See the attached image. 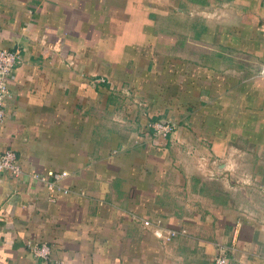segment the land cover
Returning a JSON list of instances; mask_svg holds the SVG:
<instances>
[{
  "label": "crops",
  "instance_id": "0c3cea01",
  "mask_svg": "<svg viewBox=\"0 0 264 264\" xmlns=\"http://www.w3.org/2000/svg\"><path fill=\"white\" fill-rule=\"evenodd\" d=\"M166 1L0 0V48L22 59L0 125L22 165L0 179V264H213L221 248L264 264V0ZM222 5L224 22L189 15ZM202 155L241 171L211 177ZM52 169L70 186L54 200L32 177ZM145 219L180 232L164 242Z\"/></svg>",
  "mask_w": 264,
  "mask_h": 264
},
{
  "label": "built area",
  "instance_id": "2783aa9c",
  "mask_svg": "<svg viewBox=\"0 0 264 264\" xmlns=\"http://www.w3.org/2000/svg\"><path fill=\"white\" fill-rule=\"evenodd\" d=\"M20 54L13 49L0 48V125L6 120V101L9 97V82L10 79L15 78V69L21 62ZM260 73L264 74V65L260 68ZM105 79H101L103 81ZM153 128L156 136L159 139H166L176 131V122L172 119L157 120L153 123ZM206 165H211L217 169L220 164L217 158L200 157L199 167L202 171L211 177H219L218 169L216 172L206 168ZM7 172L13 176H19L22 173V165L19 157L14 149L0 148V179L2 175ZM220 172V171H219ZM234 171H230L232 173ZM69 172L66 170H48L45 173L33 172L32 177L43 181L48 190L52 194L54 200L59 194H67L70 192V186L66 182ZM222 175V172H221ZM235 175V174H234ZM241 182L248 185H259L257 178L250 173L241 172ZM239 183V181H237ZM147 227L153 226L154 233L164 242H170L173 237L178 235L180 230L176 228H165L162 226L161 219L155 222L149 219L144 220ZM186 232L185 229L181 230ZM30 251L37 257L47 260L52 259V246L48 242L28 241ZM55 264H65L64 261L57 260ZM213 264H231L229 258L225 255V249L221 248L220 253L214 258Z\"/></svg>",
  "mask_w": 264,
  "mask_h": 264
},
{
  "label": "rangeland",
  "instance_id": "374dc122",
  "mask_svg": "<svg viewBox=\"0 0 264 264\" xmlns=\"http://www.w3.org/2000/svg\"><path fill=\"white\" fill-rule=\"evenodd\" d=\"M148 3L147 5L150 6L151 8H153L155 11L156 10H165L166 8H168V2L166 0H146ZM166 2V3H165ZM149 3H151L149 5ZM172 3V0H171ZM190 16H201L205 19H209V20H215V21H222L224 22V20L226 19V14L227 12L225 11V8L222 6H218V7H210V8H206V7H199V8H190ZM157 12V11H155ZM226 13V14H225ZM174 120V119H172ZM175 121V120H174ZM176 122V121H175ZM176 128H177V123H176ZM241 153V152H240ZM205 158H209L210 155H202ZM201 157V156H200ZM218 163L220 165H224L227 167L226 171H241L240 165L238 162L234 161L233 158L230 157H218ZM206 168H208L209 170H213L214 167L211 165H206ZM217 169H214L213 172H216ZM219 177H221V172L218 171ZM254 176V175H253ZM255 177V176H254Z\"/></svg>",
  "mask_w": 264,
  "mask_h": 264
}]
</instances>
